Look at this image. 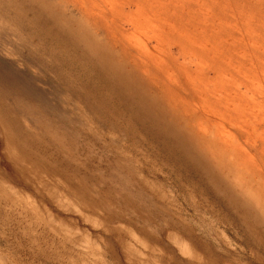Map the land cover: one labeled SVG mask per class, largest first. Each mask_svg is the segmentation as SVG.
<instances>
[{
    "label": "rangeland",
    "instance_id": "374dc122",
    "mask_svg": "<svg viewBox=\"0 0 264 264\" xmlns=\"http://www.w3.org/2000/svg\"><path fill=\"white\" fill-rule=\"evenodd\" d=\"M159 1L0 0V264H264V0Z\"/></svg>",
    "mask_w": 264,
    "mask_h": 264
},
{
    "label": "bare ground",
    "instance_id": "6f19581e",
    "mask_svg": "<svg viewBox=\"0 0 264 264\" xmlns=\"http://www.w3.org/2000/svg\"><path fill=\"white\" fill-rule=\"evenodd\" d=\"M155 1H156V2H155V5H154V6H155L154 8L156 9V8L158 7L160 1H159V0H155ZM131 80H132V79H131Z\"/></svg>",
    "mask_w": 264,
    "mask_h": 264
}]
</instances>
